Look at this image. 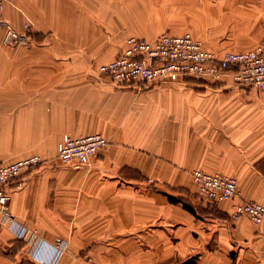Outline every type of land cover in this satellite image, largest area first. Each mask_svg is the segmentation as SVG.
Returning a JSON list of instances; mask_svg holds the SVG:
<instances>
[{"label":"crops","instance_id":"0c3cea01","mask_svg":"<svg viewBox=\"0 0 264 264\" xmlns=\"http://www.w3.org/2000/svg\"><path fill=\"white\" fill-rule=\"evenodd\" d=\"M29 17L30 47L0 52V90L22 114L23 153L44 163L12 187L17 223L0 224V264H264V221L231 218L237 202L264 204V90L196 80L138 90L99 72L130 35L190 31L210 49L252 48L264 0H19L0 15L20 31ZM96 132L109 142L90 165L58 158L64 133ZM196 168L235 176L236 197L201 206Z\"/></svg>","mask_w":264,"mask_h":264},{"label":"built area","instance_id":"2783aa9c","mask_svg":"<svg viewBox=\"0 0 264 264\" xmlns=\"http://www.w3.org/2000/svg\"><path fill=\"white\" fill-rule=\"evenodd\" d=\"M17 0H0V11ZM5 42L9 45H26L25 35L6 24ZM99 72L119 86L138 83L159 84L180 82L193 76L214 82L232 79L242 86L264 90V39L254 48L245 51L226 50L219 55L187 32L181 35L162 33L156 40L131 35L126 39L123 52L102 64ZM108 144L102 133L72 136L65 133L58 143V157L66 163L89 165L94 155ZM43 162L38 154L5 163L0 161V222H13L10 212L9 186L23 185L22 175ZM194 182L200 195L211 204H218L239 192L235 177L220 173L194 172ZM247 214L255 222L264 221V205L243 202L235 207L234 217ZM90 264H100L90 259Z\"/></svg>","mask_w":264,"mask_h":264},{"label":"rangeland","instance_id":"374dc122","mask_svg":"<svg viewBox=\"0 0 264 264\" xmlns=\"http://www.w3.org/2000/svg\"><path fill=\"white\" fill-rule=\"evenodd\" d=\"M19 1V0H17ZM17 1L15 2V5H17ZM7 5H11V4H7ZM13 5V6H15ZM6 8V6L4 7V9ZM4 9L2 11H0V15H2V12L4 11ZM26 23H24V30L23 31H20L14 24L12 23H9L7 21H3V19L0 18V42L2 44V48H0V52L4 50H7V51H15L13 48H18V47H27L29 48L30 45H31V38H30V33H31V29H32V26L34 24L33 20L29 17L26 19L25 21ZM6 24H9L10 26H12L14 29H16L18 32L22 33L23 35H25V39H26V45H9L5 42V35H6ZM5 29H4V27ZM190 32V31H189ZM162 33H168V34H172V35H181V34H185V33H181V34H174V33H169V32H162ZM162 33H159L157 34L156 38L155 39H149V40H156ZM192 33L196 38L200 39L203 44L205 45V47L209 48V46H207V44L205 43V41L199 37L201 35H198V33H193V32H190ZM131 36V35H130ZM137 36V35H135ZM142 37V36H141ZM142 38H145V37H142ZM147 39V38H146ZM263 40V39H262ZM260 42V41H259ZM258 42V43H259ZM257 43V44H258ZM126 44V42H125ZM256 44V45H257ZM256 45H254L252 48H254ZM5 46V48H4ZM10 46V47H9ZM125 47V46H124ZM7 48V49H6ZM252 48H248V49H241V50H238V49H230V50H234V51H245V50H249V49H252ZM210 49V48H209ZM124 50V49H123ZM211 50H214L216 53H218L219 55L223 54L224 51H226L225 49L224 50H215V49H211ZM123 52V51H122ZM121 52V53H122ZM120 53V54H121ZM120 54H118L117 56H119ZM116 56V57H117ZM115 58V57H114ZM113 59V58H112ZM108 62V61H107ZM106 63V62H105ZM104 64V63H103ZM102 65V64H101ZM100 65V66H101ZM99 66V67H100ZM109 78V77H107ZM109 80L111 82H113L110 78ZM192 81V80H196V81H203L204 84H208V85H216V84H227V83H232L233 85L235 86H239L240 88H244V89H257V88H254V87H249V86H242V85H239L237 83H235L232 79L228 78V79H225L224 81H219V82H214V81H210V80H207V79H203V78H200V77H193V76H190V77H187V78H184L182 79L180 82H166V83H186L188 81ZM3 82L0 81V85L2 84ZM114 83V82H113ZM116 84V83H115ZM159 84H162V83H159ZM117 85V84H116ZM150 85H155V84H150ZM119 86V85H118ZM133 86V85H132ZM137 87L138 90H145L147 88H150V86L148 84H144V83H138L135 85ZM122 87H126V86H122ZM259 90V89H257ZM263 91V90H262ZM12 93V92H11ZM11 93L10 91H8V93L5 92V89H1L0 90V161L1 162H5V163H9V162H13V161H16L21 159V158H25L27 156H30V155H33V154H38L42 157L43 159V162L36 166L35 168H32L31 170L33 169H36L38 167H40L43 163H44V158L42 156V154L40 153H29V154H24V148H26V146H28L30 143H28V141H30V138H26V137H23V139L21 138V135H20V129H16V126L15 124H21V115L20 113H16L15 112V106H14V103H13V97H11ZM100 133V132H99ZM65 134V133H64ZM63 134V135H64ZM69 134V133H67ZM62 135V136H63ZM71 135V134H70ZM104 135V134H103ZM73 136V135H72ZM105 136V135H104ZM62 138V137H61ZM60 138V140H61ZM107 138V137H106ZM108 139V138H107ZM59 140V141H60ZM59 141L57 142V145H56V148L58 147V143ZM109 142V140H108ZM108 145V144H107ZM106 145V146H107ZM105 146V147H106ZM104 149V148H103ZM102 150H100L101 152ZM57 152H58V149H57ZM99 152V153H100ZM98 153V154H99ZM97 154V155H98ZM57 156H58V153H57ZM96 155H94L91 159V162L89 163V165L92 163V160L93 158L95 157ZM19 158V159H18ZM59 158V157H58ZM60 159V158H59ZM61 160V159H60ZM62 161V160H61ZM64 162V161H62ZM66 163V162H64ZM69 164V163H67ZM85 166H88V165H85ZM31 170L29 171H26L23 175H22V180H23V185H24V177L28 172H30ZM197 170H200V171H203L205 173H220V174H223V175H227V176H231V175H228V174H225V173H222V172H219V171H214V172H209V171H206L202 168H196L194 169L192 172H191V176H192V179H193V182H194V172L197 171ZM231 177H235V176H231ZM236 178V177H235ZM237 179V178H236ZM238 180V179H237ZM153 181V180H151ZM196 188H197V197L199 199V202L201 203V206H203L204 204L208 205L209 207L210 206H217L221 203H218V204H211L209 202H207L205 199L202 198V196L200 195V192H199V187L198 185L194 182ZM23 185L21 187H23ZM15 186L17 188H21V187H18L17 186V183H12L10 184L9 186V190H10V193H11V200H10V212L12 213L11 211V202H12V187ZM238 186H239V182H238ZM237 195V194H236ZM236 195L228 200H231V199H234L236 197ZM243 202H248V201H241V202H237L234 204V209L231 213V218L234 219V220H237L238 218H240L241 216H248L253 222H255L249 215L247 214H243V215H240L238 218H235L234 217V211H235V207L237 204L239 203H243ZM250 202H257V201H250ZM260 203V202H258ZM263 204V203H261ZM264 205V204H263ZM201 206H199V208H201ZM13 214V213H12ZM201 214V213H200ZM14 216V214H13ZM16 217L14 216V219ZM15 222H16V219H15ZM17 223V222H16ZM256 224H261V223H257L255 222ZM1 225H6V226H9V228L13 229L14 227V224L13 222L9 221V222H0ZM67 247V244L66 242L62 241V242H59L57 245H56V248H57V251H58V254L60 253V255L63 253V251L66 249ZM198 258V257H197ZM59 259H60V256L55 259L56 262H54L53 264H57L59 262ZM90 259H93L95 261H97L98 263L100 264H103L101 263L100 261H98L97 259H95L94 257L92 256H89L87 258V262L88 264H90Z\"/></svg>","mask_w":264,"mask_h":264},{"label":"trees","instance_id":"16d2710c","mask_svg":"<svg viewBox=\"0 0 264 264\" xmlns=\"http://www.w3.org/2000/svg\"><path fill=\"white\" fill-rule=\"evenodd\" d=\"M185 205H186V207H188L189 209L195 211V209H194L192 206L188 205L187 203H185ZM182 264H198V258H197V256L189 257V258H187L186 260H184V261L182 262Z\"/></svg>","mask_w":264,"mask_h":264}]
</instances>
